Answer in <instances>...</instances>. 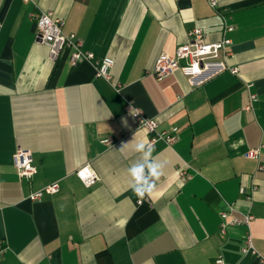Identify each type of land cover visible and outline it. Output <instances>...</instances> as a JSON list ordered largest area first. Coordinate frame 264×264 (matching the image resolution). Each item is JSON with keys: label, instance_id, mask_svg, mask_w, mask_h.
I'll return each instance as SVG.
<instances>
[{"label": "crops", "instance_id": "1", "mask_svg": "<svg viewBox=\"0 0 264 264\" xmlns=\"http://www.w3.org/2000/svg\"><path fill=\"white\" fill-rule=\"evenodd\" d=\"M36 10L111 58L110 77L70 64L68 51L50 61ZM194 28L206 43L230 40L225 63L237 72L196 87L179 72L156 77V57ZM128 103L157 131L176 128V141L157 140L145 159L136 144L151 135ZM258 146V160L245 157ZM18 147L36 167L28 181L13 166ZM153 157L162 175L140 197L127 170L144 165L151 182ZM84 166L90 186L76 174ZM52 182L56 193L28 199ZM247 213V225L228 223ZM247 235L264 257V0H0V264H259L241 252Z\"/></svg>", "mask_w": 264, "mask_h": 264}, {"label": "built area", "instance_id": "2", "mask_svg": "<svg viewBox=\"0 0 264 264\" xmlns=\"http://www.w3.org/2000/svg\"><path fill=\"white\" fill-rule=\"evenodd\" d=\"M209 5L214 8L217 0H208ZM30 18L33 20L36 29V39L39 43L46 46L50 61H55L62 51H68L69 63L74 65L82 61H89L95 69L96 77L109 78L110 68L113 65V60L109 57L95 59L90 51H85L82 48V41L74 33H64L62 31L63 21L55 17L50 11L36 10L30 13ZM226 31L232 30L231 26L225 27ZM189 40L179 45L173 55L160 54L156 57L153 65V74L158 77H164L174 72L181 73L189 86L196 87L212 77L224 72L230 71L236 73L235 67H229L225 63V58L228 55L227 46L230 43L228 38H222L219 41L206 43L202 40V32L198 28L192 29L189 33ZM180 60H186L184 65H180ZM251 101L256 100V95H250ZM126 111L134 120L135 126L138 129H143L151 136L147 144L153 145L157 140H162L166 144H172L177 139V129L172 128L169 131H157V121L154 118H147L143 113L132 106L130 103L126 105ZM103 142L107 143V140ZM146 144V145H147ZM261 146L248 149L245 152V157L250 159H259ZM13 166L16 174L20 179L30 180L36 173V167L33 164L31 152L28 149L18 147L12 157ZM262 169L261 164L258 165ZM177 175L183 179H188L190 174L183 169H177ZM77 176L86 186L92 185L95 180V174L84 166L76 171ZM58 191V183L52 182L45 185L41 189L31 191L28 194V199L38 201L47 195H52ZM222 221L220 227L223 228L226 222V213L221 212ZM252 215L247 213L241 218H234L228 221L231 225H247L252 220ZM241 252L246 255L254 256L259 264H264V257L259 255L253 248L249 235L246 236ZM216 263H222L220 259Z\"/></svg>", "mask_w": 264, "mask_h": 264}, {"label": "clouds", "instance_id": "3", "mask_svg": "<svg viewBox=\"0 0 264 264\" xmlns=\"http://www.w3.org/2000/svg\"><path fill=\"white\" fill-rule=\"evenodd\" d=\"M153 147L151 144H145L143 142L136 144V151L142 152L145 159L152 157ZM164 168V162L159 161L153 157V162L148 165V173L154 178L151 182L144 180L145 167L144 165H136L130 167L127 171L128 174L135 181L132 184L134 193L140 197H143L146 193H150L155 187V181L162 175Z\"/></svg>", "mask_w": 264, "mask_h": 264}]
</instances>
